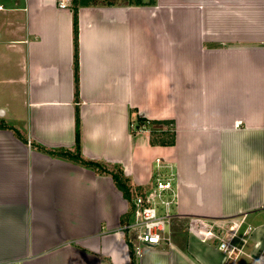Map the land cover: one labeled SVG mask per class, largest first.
I'll use <instances>...</instances> for the list:
<instances>
[{
  "label": "crops",
  "instance_id": "crops-1",
  "mask_svg": "<svg viewBox=\"0 0 264 264\" xmlns=\"http://www.w3.org/2000/svg\"><path fill=\"white\" fill-rule=\"evenodd\" d=\"M60 1L0 0L27 126L3 120L27 142L0 129V264H130V205L112 177L32 146L74 147L77 107L86 158L149 190L157 159L175 172V236L136 264H264V0L81 6L78 103L73 13ZM136 114L174 121L175 145L133 134ZM240 219L251 232L233 262L197 233Z\"/></svg>",
  "mask_w": 264,
  "mask_h": 264
},
{
  "label": "trees",
  "instance_id": "trees-1",
  "mask_svg": "<svg viewBox=\"0 0 264 264\" xmlns=\"http://www.w3.org/2000/svg\"><path fill=\"white\" fill-rule=\"evenodd\" d=\"M154 4V0H150V5ZM81 6H143L142 0H70V9L73 13V33H74V70H75V99L76 103L79 102V61H78V36H79V26H78V12ZM75 145L72 148H47L36 142H32L33 148L40 152L65 159L73 164L82 166L89 170L94 171L99 175L111 176L117 188L122 192L124 198L128 200L130 208L128 213L122 219V225H126L132 219L133 213L135 211V199L138 196H144L148 193L149 189H145L139 186L126 176L123 166L120 164L109 165L103 161H97L93 159L86 158L82 153V129H81V119L80 112L77 107L75 112ZM132 123L135 124L139 129L142 127H148L150 129V141L151 146H174L176 143V134L174 128V121L164 120H148L144 117L137 115ZM135 127V128H136ZM0 129H9L17 137L24 142L27 139L21 138L20 133L16 131L13 126L7 125L5 121H0ZM133 132V130H132ZM134 133V132H133ZM125 241L129 247L130 253V264H136L138 256L136 254L135 245L131 242L129 235L125 232Z\"/></svg>",
  "mask_w": 264,
  "mask_h": 264
},
{
  "label": "built area",
  "instance_id": "built-area-1",
  "mask_svg": "<svg viewBox=\"0 0 264 264\" xmlns=\"http://www.w3.org/2000/svg\"><path fill=\"white\" fill-rule=\"evenodd\" d=\"M60 7H67L66 0L60 1ZM131 128L132 130L137 129L134 124ZM138 131L150 134V129L146 126ZM174 183L173 167L157 159L153 185L146 195L135 199V211L130 222L122 227L123 234L126 232L129 235L132 232L136 240L145 246L158 245L163 240L161 233L166 231L171 219L175 216L173 211L177 195ZM244 220L234 225L228 224L222 231H219L221 233L219 235L209 227L208 229H197V233L204 241H217L219 250L225 254L228 261L233 262L244 254L247 238L251 232L249 228H243ZM135 248L139 256L141 247L135 245Z\"/></svg>",
  "mask_w": 264,
  "mask_h": 264
},
{
  "label": "rangeland",
  "instance_id": "rangeland-1",
  "mask_svg": "<svg viewBox=\"0 0 264 264\" xmlns=\"http://www.w3.org/2000/svg\"><path fill=\"white\" fill-rule=\"evenodd\" d=\"M156 4V0H154V4L150 5L149 0V4L143 3V6H153ZM2 13L3 12L0 11V15ZM1 28L2 36L0 37V121L5 120L7 123L16 126L22 132H25L27 129L25 117L26 102H24L26 99V88L25 86H19L18 84H16V82L12 81L17 79L18 75L22 72L18 68V54L16 52L17 49H15L17 48L19 43L13 41L16 39H12V37H10V35L6 31V26L0 18V29ZM19 57L22 60L23 57L21 54L19 55ZM134 117H137V114ZM138 129V127L137 129H133V134L136 135L139 132ZM151 181L153 182V177L152 180H149L147 185L151 184ZM240 221H231L229 223L220 220H210L205 223H207L206 225H208L209 228H212V230H214L215 233L219 235L221 234L219 233V231H222L228 224L234 225L236 223H239ZM202 225L205 226L204 224ZM176 231L177 230L175 229V226L170 225L167 226L166 232L161 233V235L166 236L167 238H170V236L171 238H173L175 236ZM129 238L131 239V242L134 245L140 246L141 248L145 246L136 240V237H134V234L132 232L129 234Z\"/></svg>",
  "mask_w": 264,
  "mask_h": 264
},
{
  "label": "water",
  "instance_id": "water-1",
  "mask_svg": "<svg viewBox=\"0 0 264 264\" xmlns=\"http://www.w3.org/2000/svg\"><path fill=\"white\" fill-rule=\"evenodd\" d=\"M144 4H149V0H143L142 1Z\"/></svg>",
  "mask_w": 264,
  "mask_h": 264
}]
</instances>
